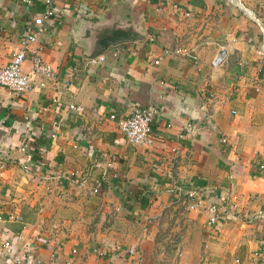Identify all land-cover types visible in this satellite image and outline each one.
<instances>
[{
  "label": "crops",
  "instance_id": "1",
  "mask_svg": "<svg viewBox=\"0 0 264 264\" xmlns=\"http://www.w3.org/2000/svg\"><path fill=\"white\" fill-rule=\"evenodd\" d=\"M41 1L0 0L1 65ZM116 2L143 14L145 37L89 65L71 21ZM53 10L23 69L35 50L54 79L22 94L0 87V264H211L237 240L229 212L260 198L264 180V0H53ZM174 45L197 61L155 60ZM148 103L159 106L152 142L127 143L109 115ZM195 189L206 200L184 212ZM213 197L225 210L214 225Z\"/></svg>",
  "mask_w": 264,
  "mask_h": 264
},
{
  "label": "built area",
  "instance_id": "2",
  "mask_svg": "<svg viewBox=\"0 0 264 264\" xmlns=\"http://www.w3.org/2000/svg\"><path fill=\"white\" fill-rule=\"evenodd\" d=\"M28 1V0H22ZM158 7H160L161 0H155ZM42 11L41 13L34 17L31 22H27L22 31L19 42L16 47L11 51L9 59L5 64H0V87H5L12 90L16 94H22L33 89H41L45 87L46 81L54 79V73L51 66L46 63L37 51L33 50V55L30 59V65L27 70L23 69V63L26 60L27 53L30 51V46L35 44L37 41V36L41 30L42 21L48 18H53L55 12L53 10V0H42ZM174 7L176 4H174ZM188 16V14H185ZM105 52L86 59L89 65H97L102 62L105 58ZM164 55H179L180 57L190 59L194 62L197 61V56L195 54V49H187L180 45L164 47L161 50L159 56L156 57L158 61L161 56ZM227 58V51L224 46H220L219 50L213 58V65L218 66L225 62ZM70 109H74L72 104L68 106ZM159 106L155 104L148 103L146 105L133 108L124 117H115L114 115H109V118L115 121L116 127L123 137V139L130 144H149L152 142V131L151 124L153 118L158 115ZM1 119V118H0ZM223 143L226 139L221 140ZM20 152H25V164L23 168H26V164L30 162V156L25 151L23 146L19 147ZM98 186L93 188L91 191L96 193ZM174 191L182 195V188L179 184L173 183ZM188 203L184 206V212H190L195 210L197 207L204 204L206 196L203 191L197 189L190 190L186 197ZM207 212V222L209 224H216L220 219H224L225 210L222 204L218 201L216 197H213L206 206ZM181 249H177V255L181 256ZM254 254L262 255L264 254V244H260L254 251ZM12 263H19L17 257L11 258ZM137 264H142L140 261Z\"/></svg>",
  "mask_w": 264,
  "mask_h": 264
},
{
  "label": "water",
  "instance_id": "3",
  "mask_svg": "<svg viewBox=\"0 0 264 264\" xmlns=\"http://www.w3.org/2000/svg\"><path fill=\"white\" fill-rule=\"evenodd\" d=\"M143 14L126 4H111L101 15L77 14L69 34L81 48V58L96 57L119 44L143 40Z\"/></svg>",
  "mask_w": 264,
  "mask_h": 264
},
{
  "label": "rangeland",
  "instance_id": "4",
  "mask_svg": "<svg viewBox=\"0 0 264 264\" xmlns=\"http://www.w3.org/2000/svg\"><path fill=\"white\" fill-rule=\"evenodd\" d=\"M260 198H253L254 202L247 205L243 211L235 209L234 215L236 242L225 243L222 254H212L211 264H264V254H254L255 249L264 244V180L259 189ZM254 205L251 207V205Z\"/></svg>",
  "mask_w": 264,
  "mask_h": 264
},
{
  "label": "trees",
  "instance_id": "5",
  "mask_svg": "<svg viewBox=\"0 0 264 264\" xmlns=\"http://www.w3.org/2000/svg\"><path fill=\"white\" fill-rule=\"evenodd\" d=\"M32 139L33 138L31 136L28 138L27 143H26L28 145V147H30L31 150L34 151V153L41 152L40 148H37V146H36L35 139H33V140Z\"/></svg>",
  "mask_w": 264,
  "mask_h": 264
}]
</instances>
